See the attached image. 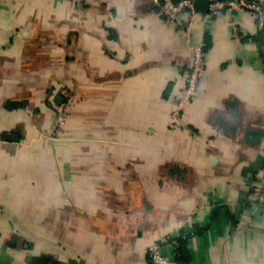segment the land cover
<instances>
[{"label":"crops","instance_id":"0c3cea01","mask_svg":"<svg viewBox=\"0 0 264 264\" xmlns=\"http://www.w3.org/2000/svg\"><path fill=\"white\" fill-rule=\"evenodd\" d=\"M193 1L177 127L192 52L152 0H0V264H151L164 238L170 264H264V28ZM68 91L91 110L58 137Z\"/></svg>","mask_w":264,"mask_h":264},{"label":"built area","instance_id":"2783aa9c","mask_svg":"<svg viewBox=\"0 0 264 264\" xmlns=\"http://www.w3.org/2000/svg\"><path fill=\"white\" fill-rule=\"evenodd\" d=\"M152 2L160 7L162 14L168 19L175 22L178 28V34L184 37L188 49L192 52L191 66L186 73V85L177 99L176 111L172 114V121L174 126L180 127L182 125L181 116L191 102L201 85L204 75L205 55L202 44L194 45L192 41V26L195 17L194 1L193 0H152ZM230 10L232 12L250 11L257 16L258 27L262 30L264 28V8L255 0H226L216 1L210 6L213 13L221 10ZM188 11L190 19L184 21L178 19L177 16ZM235 36H239V31L234 27ZM67 119L63 116L58 121V128L56 136H60L62 130L65 128ZM256 198L260 204H264V186L256 189ZM169 239L164 238L161 242H153L146 250V254L151 260V264H170V258L165 249V244H169ZM173 246L176 244L173 242Z\"/></svg>","mask_w":264,"mask_h":264},{"label":"rangeland","instance_id":"374dc122","mask_svg":"<svg viewBox=\"0 0 264 264\" xmlns=\"http://www.w3.org/2000/svg\"><path fill=\"white\" fill-rule=\"evenodd\" d=\"M69 93L67 94L62 108L59 109V113H58V119H60V117H64L65 119H67L66 124L69 125L70 122H72V120H75V116L78 112L77 116H79L80 114H85L86 109H88L87 111L91 110L89 108H87L89 106V102H88V98L85 94H76L72 91H68ZM84 118V117H82ZM86 122H84L85 124ZM82 125V129L81 132L85 133V129L87 130V126L86 125ZM68 125L65 126V128L62 130L60 137H63L64 134H66V132H68Z\"/></svg>","mask_w":264,"mask_h":264},{"label":"trees","instance_id":"16d2710c","mask_svg":"<svg viewBox=\"0 0 264 264\" xmlns=\"http://www.w3.org/2000/svg\"><path fill=\"white\" fill-rule=\"evenodd\" d=\"M182 242H183V241H182L181 239L177 240V243H176V245H175L176 248H177V247H180V245L182 244ZM177 251L179 252V249H178V248H177Z\"/></svg>","mask_w":264,"mask_h":264},{"label":"water","instance_id":"95a60500","mask_svg":"<svg viewBox=\"0 0 264 264\" xmlns=\"http://www.w3.org/2000/svg\"><path fill=\"white\" fill-rule=\"evenodd\" d=\"M197 4H201V3H195V5H194V9H195V10L197 9V8H196V7L198 6Z\"/></svg>","mask_w":264,"mask_h":264}]
</instances>
